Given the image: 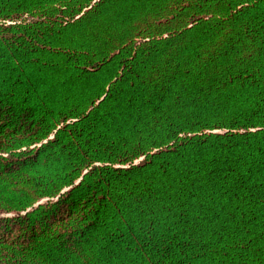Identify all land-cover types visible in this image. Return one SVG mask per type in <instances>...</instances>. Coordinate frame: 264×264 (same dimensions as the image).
<instances>
[{
	"label": "trees",
	"instance_id": "trees-1",
	"mask_svg": "<svg viewBox=\"0 0 264 264\" xmlns=\"http://www.w3.org/2000/svg\"><path fill=\"white\" fill-rule=\"evenodd\" d=\"M0 264H264V0H0Z\"/></svg>",
	"mask_w": 264,
	"mask_h": 264
}]
</instances>
